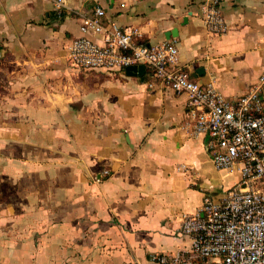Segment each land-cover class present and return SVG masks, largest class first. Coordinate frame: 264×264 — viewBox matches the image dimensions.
Segmentation results:
<instances>
[{"label":"crops","instance_id":"1","mask_svg":"<svg viewBox=\"0 0 264 264\" xmlns=\"http://www.w3.org/2000/svg\"><path fill=\"white\" fill-rule=\"evenodd\" d=\"M204 1L65 0L59 13L54 0H0V264H154L191 247L183 218L223 198L238 169L215 168L187 95L149 87V66L75 71L67 47L102 6L147 44L177 29L193 78L237 97L264 73V0H223L221 35L204 27Z\"/></svg>","mask_w":264,"mask_h":264},{"label":"built area","instance_id":"2","mask_svg":"<svg viewBox=\"0 0 264 264\" xmlns=\"http://www.w3.org/2000/svg\"><path fill=\"white\" fill-rule=\"evenodd\" d=\"M59 13L65 0H54ZM223 0H206L199 10L205 29L225 34L229 25ZM81 34L68 47L75 71H124L145 63L159 83L188 97L193 132L209 138L217 170L237 168L239 180L220 200L205 197L194 214L185 215L181 231L191 247L151 256L154 264H264V73L237 97L224 95L214 81L201 83L181 64L176 40L158 44L140 41L134 27L107 19L104 7L80 18ZM93 35L100 36L97 42ZM111 174L104 169L95 180Z\"/></svg>","mask_w":264,"mask_h":264},{"label":"water","instance_id":"3","mask_svg":"<svg viewBox=\"0 0 264 264\" xmlns=\"http://www.w3.org/2000/svg\"><path fill=\"white\" fill-rule=\"evenodd\" d=\"M184 20H187L186 17ZM165 35L168 40L172 37H177V29H171L170 31H167ZM146 69L147 65L141 62L140 64H134L126 67V73L129 76H143L145 74Z\"/></svg>","mask_w":264,"mask_h":264},{"label":"rangeland","instance_id":"4","mask_svg":"<svg viewBox=\"0 0 264 264\" xmlns=\"http://www.w3.org/2000/svg\"><path fill=\"white\" fill-rule=\"evenodd\" d=\"M235 180V177L234 176H229L226 178V181H225V186L227 185H230L232 181Z\"/></svg>","mask_w":264,"mask_h":264}]
</instances>
